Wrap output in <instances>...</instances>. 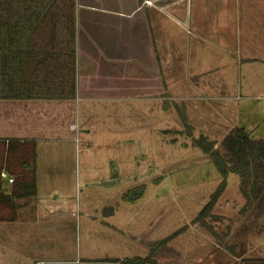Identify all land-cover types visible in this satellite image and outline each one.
Segmentation results:
<instances>
[{
    "label": "rangeland",
    "instance_id": "1",
    "mask_svg": "<svg viewBox=\"0 0 264 264\" xmlns=\"http://www.w3.org/2000/svg\"><path fill=\"white\" fill-rule=\"evenodd\" d=\"M217 53L221 61L224 52ZM205 55L197 43L191 67L169 73L165 99L130 93L114 104L118 114L113 118L101 101H0V138L16 136L9 125L23 113L21 107L34 111L37 129L31 134L40 140L42 173H59L66 182L62 191L72 199L70 211L60 209L62 219L57 212L49 215L46 238L38 235L61 251L39 257L40 264L146 258L167 238V248L153 256L155 264H264V215L244 214L247 203L235 174L226 178L225 191L208 216L197 220L224 181L197 141L204 138L220 150L234 128L264 140V68H208L214 62H204ZM176 77L183 81L175 82ZM71 123L80 130L70 133ZM46 139H73L74 144L54 148ZM53 156L66 163L47 160ZM60 220L61 227L51 225ZM8 227L9 233L0 223V238L11 235Z\"/></svg>",
    "mask_w": 264,
    "mask_h": 264
},
{
    "label": "crops",
    "instance_id": "2",
    "mask_svg": "<svg viewBox=\"0 0 264 264\" xmlns=\"http://www.w3.org/2000/svg\"><path fill=\"white\" fill-rule=\"evenodd\" d=\"M16 2L20 10L19 2L25 0ZM23 10L26 16L31 15L32 21V65L53 71L38 82L53 87H46L48 95L10 100L17 101L16 104L49 100L69 104L79 98V102L108 103L106 114L116 117L118 108L114 104L128 99L126 95L130 93L142 92L148 94V99H165L169 73L191 67V52L197 43L205 48L204 62H214L205 67L264 68V0H32L31 10ZM220 51L224 53L221 61H217ZM180 80L183 78L174 79ZM133 95L137 100L144 99ZM69 106L71 114L73 109ZM21 110L23 113L15 115L9 125L16 136L0 138V166L2 160L6 163L9 141L25 142L27 148L35 143L37 195L16 202L15 221L0 222L7 226L5 231H9L8 226L11 228V235L0 238V264H40L39 257L61 252L54 243L48 240L44 243L39 236H47L48 228L43 227L48 226L49 215L57 212L62 219L60 209L70 211L72 203L62 191L65 179L59 180V173H42L40 140L31 134L37 129L32 119L34 111L23 107ZM73 125L69 124L70 133H74ZM76 135L75 143L79 144L80 133ZM44 141L55 143L54 148L74 144L73 139ZM47 160L66 163L56 156ZM10 165L11 170L20 169L15 161ZM3 184L5 189L10 187L6 182ZM43 211L46 214L40 216ZM60 223L61 220L51 225L57 229ZM106 261L115 264L111 261L117 260L106 258ZM63 264L84 263L76 260Z\"/></svg>",
    "mask_w": 264,
    "mask_h": 264
},
{
    "label": "trees",
    "instance_id": "3",
    "mask_svg": "<svg viewBox=\"0 0 264 264\" xmlns=\"http://www.w3.org/2000/svg\"><path fill=\"white\" fill-rule=\"evenodd\" d=\"M16 1L0 0V100H29L35 95L41 97L48 95L46 87L52 86V84L46 85L38 81L39 79L45 80L46 76L53 71L32 65L34 59L32 57L34 43L31 30L32 21L31 15L26 16V10H23V8H28L27 12L31 10L32 0H28L31 2L26 0L19 2L20 10L16 7L18 5ZM184 124L188 126L186 119H184ZM188 134L192 135L191 126H188ZM26 145L25 142L9 141L5 154L6 163L3 164L2 160L0 173L2 170L8 171L15 176V181L8 189H5L0 179V214H3L1 211L9 213L5 217L0 216V222L15 221L18 210L16 202L35 198L37 195L36 145L32 143L30 148ZM197 145L211 158L224 180L197 220L203 221L216 206L225 191V180L230 174H235L240 179V190L247 203L243 208L244 214L258 212L257 216L263 217L264 140L251 139L243 128H234L222 141L220 150L215 148L213 142H208L204 138L199 139ZM14 161L19 163L20 169L11 170L10 164ZM142 192H144L143 188ZM169 241L170 238H167L158 242L146 258L136 257L111 262L115 264H155L153 256L167 248Z\"/></svg>",
    "mask_w": 264,
    "mask_h": 264
},
{
    "label": "built area",
    "instance_id": "4",
    "mask_svg": "<svg viewBox=\"0 0 264 264\" xmlns=\"http://www.w3.org/2000/svg\"><path fill=\"white\" fill-rule=\"evenodd\" d=\"M71 129H72L73 131H75V130L78 129V127H77V125H73V126L71 127ZM0 179H1L2 182H6V183H8L9 185H12V184L14 183V181H15V179H14L13 177H10V175H9L6 171H2V172L0 173Z\"/></svg>",
    "mask_w": 264,
    "mask_h": 264
}]
</instances>
